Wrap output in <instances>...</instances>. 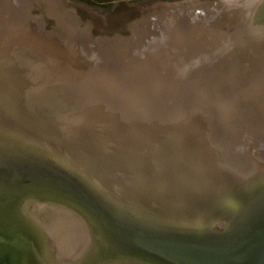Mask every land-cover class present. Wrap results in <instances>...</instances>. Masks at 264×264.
<instances>
[{"label": "water", "instance_id": "1", "mask_svg": "<svg viewBox=\"0 0 264 264\" xmlns=\"http://www.w3.org/2000/svg\"><path fill=\"white\" fill-rule=\"evenodd\" d=\"M226 1L208 46L263 67L264 0ZM36 57L0 60V264H264V156L242 145L260 111L233 152L196 106L153 98L105 124Z\"/></svg>", "mask_w": 264, "mask_h": 264}, {"label": "rangeland", "instance_id": "2", "mask_svg": "<svg viewBox=\"0 0 264 264\" xmlns=\"http://www.w3.org/2000/svg\"><path fill=\"white\" fill-rule=\"evenodd\" d=\"M57 1L72 18L73 22L67 27L45 0H0V60L11 57L19 47H32L44 58L36 57V61H42L48 67L49 75L57 79L60 75L58 82L65 85L68 91L73 89L71 92L76 95L81 90L85 91L82 101L94 105L89 107L93 112L88 113L94 114L101 122L111 123L108 117L118 120L117 109L123 113L127 109L131 114L137 113L139 108L147 106V100L152 99L153 94H159L166 81L173 84L165 89H168L166 93L178 95L180 113H185L183 107L196 106L207 112L208 118L201 125L208 126L218 120V126L208 128L204 135L207 141L208 138L214 139L215 144L224 150L229 146L233 152L241 146L239 142L244 132L239 127V121L244 112L258 115L253 110L256 108L264 116V66L254 67L251 71L231 65L228 62L231 55L225 50L219 52L224 53L223 57L210 56L211 47L207 49V45L212 44L214 37L207 25L196 28L192 40L186 32L179 36L162 37L161 33L167 25L151 32L147 29L139 31L143 25L140 23L152 21L167 5L187 0ZM10 6L14 8L12 13L6 11ZM205 52H208L207 59ZM64 57L81 62L63 63ZM196 57L201 58L198 62L204 64L194 66L192 61ZM241 58L246 60L244 55ZM205 59L208 60L206 64ZM233 62L238 63L236 58ZM70 65L79 67L81 72L69 70ZM187 66H192L190 73L185 70ZM84 69L87 71H82ZM242 83L246 84L241 86ZM106 95L116 99H101ZM126 96L135 98L126 100ZM242 99L248 102L244 101L245 104L240 107ZM113 106L116 108L113 109ZM210 109L215 111L211 113ZM129 113L126 116H130ZM245 127L246 142L242 145L250 146L255 158L259 157V151L264 156V118Z\"/></svg>", "mask_w": 264, "mask_h": 264}, {"label": "bare ground", "instance_id": "3", "mask_svg": "<svg viewBox=\"0 0 264 264\" xmlns=\"http://www.w3.org/2000/svg\"><path fill=\"white\" fill-rule=\"evenodd\" d=\"M8 1H14V0H8ZM20 1H25V0H20ZM45 1L53 9V11L59 17L60 21L64 23L63 25L66 26V25H68V23L73 22L71 20L72 18L70 16H67L68 11L65 10L64 8H61V6H60L61 3H59L57 0H45ZM226 4H227L226 0H219V1H215V2H210L208 0L207 1H204V0H187V1L179 2V3L169 4L161 12H159L155 16L154 19L152 18L153 19L152 21L151 20L150 21H143L142 23H140L141 25L142 24L143 25L141 27L139 26L140 27L139 31L141 30V32H143L145 29H147V31L149 30L151 32V30L155 31L158 28H160V26L166 27V25H167V28L161 33L162 37H164V36L165 37L166 36H172L173 37V35L179 36V35L184 34L186 32L187 34H190L188 38L190 40H192V38L195 36L194 32L196 31V28L200 29L202 26L207 25L208 29H212V27L215 25L214 24L215 19L218 17L219 13L222 11L221 9L224 8ZM12 6L8 7V9L6 10L8 13H12V11L14 10V8H12ZM161 19L163 20L162 23L160 22ZM60 21H59V23H60ZM135 26H138V24ZM191 33H193V34H191ZM51 35H53V34H51ZM213 37H214V35H213ZM206 38L208 39V36ZM206 38H205V40H206ZM214 38H213V40H216V38L215 39ZM99 40H101V39H99ZM116 41H118V40H116ZM118 42H123V41L120 40ZM124 42H126V41H124ZM123 44L124 43H122V45ZM207 49H208V45H207ZM219 52H220V50L216 51L215 48L213 49V47H211V51H210L209 55L210 56L215 55L214 57H218V56L223 57L224 53H219ZM221 52H222V50H221ZM228 52L229 51H227L226 53H228ZM205 54H206V59H207L208 58V52H205L204 55ZM198 58L199 57H196V59L194 61H192V62H194V66L195 65L201 66L202 64H204V63H202V61L198 62L199 60H201V58H199V59ZM206 59H205V64H206V62H208V60H206ZM191 68H192V66H190V67L187 66V69H185V70L187 72L189 71V73H190ZM202 71H206V70L203 69ZM170 86H173V84L170 81H166L165 87L159 92V94L156 93L155 95L153 94V96L151 95L152 99L155 97L154 99L157 102V104H159V105H161V103H162V105H164L166 103V101H168L169 105H173V104L175 105V104H177V102L179 103L177 93L168 94V93H166V91L168 89L166 91H164L166 88H169ZM112 97L106 95V96H102L101 99H110ZM132 97L133 96H130V97L126 96L125 98H126V100L128 98L132 100ZM113 98H115V96ZM133 98H135V97H133ZM126 105H128V104H125V106ZM111 107L112 106H110V108ZM113 107H114L113 109L116 108L115 106H113ZM177 110H179V109H177ZM115 111H116V114H117L116 116L118 119L122 118V117L124 118V116L128 115V112L131 113V111H129L128 109L124 111L125 113H123V111H118V109ZM181 112H183V111H181ZM207 166H208V163H207ZM219 166H220V164H219ZM208 167L210 168L212 166H208ZM68 242L69 241H64L63 243H61L59 241L56 244H58L59 249L60 248L61 249H64V248L68 249V247H69L68 245L70 244Z\"/></svg>", "mask_w": 264, "mask_h": 264}]
</instances>
